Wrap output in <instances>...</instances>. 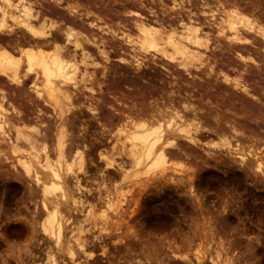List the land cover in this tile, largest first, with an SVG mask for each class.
<instances>
[{
	"label": "bare ground",
	"instance_id": "6f19581e",
	"mask_svg": "<svg viewBox=\"0 0 264 264\" xmlns=\"http://www.w3.org/2000/svg\"><path fill=\"white\" fill-rule=\"evenodd\" d=\"M62 1L50 0L46 5L39 1L40 3L37 2L39 10L34 12L31 0H11V7H8L4 0H0V8L4 9V11H0V23L7 25L6 32L0 34L3 36V39H0V48L7 47L12 56L21 58L19 67L14 71H9L7 75L4 74V69H0V146L5 144L10 154L15 157V163L20 167L24 177L31 179L40 190V206L45 212V216L39 230L43 238L45 237L46 241L51 242V244L48 243L51 246H48L47 252L44 251L46 262L43 264H58L56 261L57 252H64L65 258L68 259L66 260L71 264L80 263L81 255H85L87 259L92 258V252L88 251L89 244L75 234L73 230L75 227L71 226L68 238L65 233L67 217L72 215L73 211H83L81 210L84 206L83 192L79 179L76 176V180L69 184V178H67L76 171V166L78 168L81 166L83 156L82 150L76 148L71 158H67L64 143L61 149V135H58L57 138L54 157L50 155L46 145H43L41 152L36 150L30 138L27 137L28 134L26 135L24 131L25 127L23 129L18 126L23 123L24 119L25 113L22 106L23 104L25 107L36 106L43 103L56 113L60 112L62 117L66 115L67 109L70 108L67 107L66 102L73 101V92L79 87L77 76L80 75L78 80L92 78L89 72H80L81 64L87 66V60L93 61L96 59L95 57H99L98 60L101 58L106 63L109 60V64L101 65V71L109 72L108 77L112 80L110 82V79L107 80V85H104L106 93L112 95V93L118 92L122 95L121 97L130 100L131 103L134 101L133 104H136L130 108L131 110H127L128 112L121 108H109L108 106L110 109H108V113H97L95 106H92L94 109L89 107V113L94 116L101 114L100 119L111 130L109 131L112 133L111 137L119 141L122 149L127 151L133 165L132 168H144L145 172L156 168L165 170L170 164H168L169 156L175 158L180 152L187 156L191 153H188V149H191L190 146H201L206 152L226 150L235 157L232 159L239 165L245 167L249 163L250 165L246 166V169L264 177V172L258 171L260 165L264 163L263 158L253 149L246 150L248 152L245 154L239 141L243 139L251 141V137L247 136L249 131L244 133L247 130L244 131L243 127L247 126H243L242 120H254L257 117L254 115L259 113L256 106L260 102L259 95H256L254 85H251L245 76L248 74L249 67L259 65L253 54L263 51L260 48L261 45L258 46V44L264 45V33L261 32V29L264 28V20L259 18V15H255L253 10H250L253 4L249 11L246 6L242 5L244 0H224L223 2L214 0L212 7L215 8L211 7L206 12L202 10L204 15L200 16L204 18V21H199L192 16L194 14L191 12L190 6L188 4L185 6L183 1H180L172 3V14L170 12L172 19L169 20L168 25H165L163 18L156 19L158 17L152 18L151 16L153 20H149L139 10L127 9V11L125 9V11L121 9L123 12L120 11L131 14L129 15L131 18L128 20L132 23L129 24L127 19L121 18L122 16L117 18L115 15L114 18L117 21L115 20L116 22L113 24L112 17L109 24L101 22L99 19L106 17L110 20L108 16L110 13H105L106 15L103 13L104 17L102 18L89 17L88 12L92 11L80 13L78 5L73 0L72 3L63 6ZM132 1L139 8L143 6L141 0ZM125 5L124 8H126ZM120 6L122 8V5ZM25 9L28 10L29 15H25ZM148 11L151 12V9L148 8ZM233 12L236 13L235 16L232 15ZM24 24L37 30L44 26L51 35L33 36L23 26ZM52 24H55L56 27L52 28ZM209 26L216 32L214 36H211L207 30ZM128 27L136 31L134 36L130 34L131 30ZM119 29L125 31L119 33ZM99 32L108 34L107 38H103ZM77 44H79V48L76 47ZM122 44L130 49L122 48ZM105 45H108L107 49L115 52L117 56L123 54L126 57H119L118 63L113 65L114 62L110 63L109 51L105 50ZM25 49H30L34 53L32 72L28 71V58L23 56ZM225 53L227 54L226 60H223L222 57L225 56ZM156 60H160V62ZM145 68L147 71L144 70ZM227 68L234 74L223 72ZM116 76H119L117 78L119 81L115 80ZM218 77L222 82L217 89L222 87L221 91H217L215 88ZM14 78H18L19 83H16ZM127 82L132 84H125ZM25 83L27 88H24ZM12 85H15L12 88L14 90L11 89ZM4 88H10V91L8 92ZM29 93L30 97L27 95ZM5 94L14 98L15 101L17 99L21 106L15 105L14 107L11 104L10 109L6 108L3 102ZM237 94H241L242 97ZM112 97L115 100L119 99L115 95ZM77 98L74 97V99ZM106 99L108 102V98ZM92 100L90 99V101ZM95 100L92 101L93 104ZM98 103L97 107H99ZM141 122L146 123L147 128L141 129L136 126ZM158 124L165 125V128L161 138L154 143L153 129ZM168 124H172V127L168 128ZM6 128L7 130H5ZM104 128L106 129V127ZM254 129H256L255 127L253 131H257ZM250 133L254 134L252 130ZM208 134L214 137L202 142L200 137ZM260 136L255 135V137ZM225 141L231 147L225 146ZM24 142H28L31 146L24 148L22 146ZM213 145H219V147H213ZM77 153H80V156H77ZM73 161H75L74 165ZM109 162L112 163L110 157H108L106 166ZM69 165H73V173H68ZM57 175L60 176L59 180L56 179ZM36 177H39V180ZM53 185L63 191L56 192ZM65 196L69 201L65 199ZM103 197L105 198H102L103 201L109 208V203H111L109 194ZM100 212L102 213V211ZM62 213H67L68 216H63ZM64 217H66L65 220ZM100 230L102 228H99ZM93 238L96 243L99 241V236L95 235ZM69 252L74 253L75 256L73 257ZM146 254L144 255L147 258L144 255L142 257L155 264V258L151 259ZM135 256L136 261L133 264L147 262L142 263L141 260L144 258L140 260ZM195 260H197L195 264H203L201 258L197 257ZM65 263L67 264V262Z\"/></svg>",
	"mask_w": 264,
	"mask_h": 264
},
{
	"label": "rangeland",
	"instance_id": "374dc122",
	"mask_svg": "<svg viewBox=\"0 0 264 264\" xmlns=\"http://www.w3.org/2000/svg\"><path fill=\"white\" fill-rule=\"evenodd\" d=\"M31 1H33L34 12L39 10L37 2L40 1L43 5L50 2V0ZM71 1L63 0L62 6L72 3ZM73 1L78 5V12L92 11L88 12L89 17L102 18L103 13H110L108 14L110 20L106 17L99 19L109 24L112 17L113 24L117 21L114 18L115 15L117 18L122 16L121 18L125 20L130 19L131 14L121 13L122 10L127 9L139 10L149 20H153L154 17L163 18L165 25H168L169 20L172 19L170 18L172 16L170 12L173 10L171 9L172 3L180 1H183L185 6L187 4L190 6L195 20L204 21L200 15H204V11L214 6V0H141L143 4L141 8L137 7L132 0ZM123 4H126V8ZM251 4H253V9ZM242 5L246 6L247 10L251 8L250 10H253L255 15H259L258 17L264 20V0H244ZM102 8L104 10L101 11ZM128 23L132 22L128 20ZM210 27L207 30L211 36H214L216 32ZM128 28L131 30V27ZM121 31L125 30H118L119 33ZM135 33L136 31L132 29L130 34ZM99 35L103 38L108 36L106 33ZM115 42L118 43V41ZM260 45L263 51L253 54L259 65L249 67L248 74L245 73L248 82L254 85V92L256 90V95H259L261 103L256 104L259 113L254 115L257 116L254 120L243 119V122L241 121L243 126L256 125L254 130L257 131H253L254 127H243L244 131L247 130L244 133L249 131L247 136L251 137V141H244V139L239 141L245 154L248 152L246 150H256L264 162V45L258 44ZM105 46L106 50L108 45ZM121 46L124 49L127 47L123 44ZM108 54L110 63L114 62L113 65L118 63L119 57H126L123 54L117 56L111 51ZM224 55L222 59L226 60L227 54ZM114 57L116 60L111 59ZM95 58L96 61L87 60V66L81 64L80 72L87 71L86 73L89 72L92 78L78 80L80 75L77 76L79 87L73 92V101L66 102L67 107H70L66 115L62 117L60 112L56 113L43 103L28 107L23 104L25 117L23 116V123L18 125L23 129L25 127L24 131L36 150L41 152L43 145H46L52 157L56 152L58 135H63L67 158H71L76 148L82 150L84 172H79L76 166L73 176L67 178H69V184L76 180V176L79 179L83 192L84 206L81 208L83 211H73L74 213L69 216L67 213H62V215L68 216L65 226L66 238L70 235L71 228L75 227L73 229L75 234L89 244L88 251L92 252V258L87 259L85 255H81L80 263L75 264H113V262L114 264H119V262L120 264H133L136 261L135 255V258L141 260L144 257L147 258L144 255L146 253L151 259L155 258L157 264H195L197 257L204 261H202L203 264H264V177L246 169L249 163L245 167L239 165L232 159L235 157L226 150L206 152L201 146H190L189 156L183 155L182 152L175 158L169 156L168 164H170L165 170L156 168L145 172L144 168H132L133 165L127 151L122 149L119 141L111 137L112 133L109 132L111 130L100 119L101 114H96L95 116L99 118L95 119L94 114L89 113V107L94 109L95 106L97 113H108L110 107L121 108L128 112L127 110H131L130 108L136 104H133L134 101L131 103L130 100L121 97L122 95L118 92L112 95L106 93L105 86L110 77H108L109 72L101 71V65L109 64V60L106 63L101 58L98 60L99 57ZM146 69L144 70L147 71ZM227 70L228 68L223 72L234 74L230 69V71ZM118 77L116 76V81H119ZM218 78L215 88L221 91L222 87L221 90L217 89L222 82ZM89 86L90 91H88ZM14 87L15 85H12L11 89ZM24 88H27L26 83ZM5 90L9 92L10 88ZM27 95L30 97V93ZM114 95L119 97L118 101L113 99ZM4 96L5 101L3 102L6 108L10 109L11 104L14 107L15 105L21 106L17 99L16 102L14 98L6 94ZM237 96L242 97L241 94ZM90 99L95 100L94 104ZM251 130L253 135L250 133ZM255 135L260 137H255ZM211 137L214 136L208 134L200 139L203 142ZM3 145L0 146V264H43L46 262L45 252L48 246H51V242L46 241L39 230L45 216L40 206V190L31 179L24 177L20 167L15 163V157L10 154L4 143ZM22 146L29 148L31 145L24 142ZM105 156L110 157L113 167L106 166L108 160L102 159ZM106 194L110 197L111 207L109 208L103 201L105 199L103 196ZM66 217L63 219L65 220ZM99 228L102 230L99 231ZM95 235L99 236L97 243L93 238ZM56 255L58 264H66L65 262L71 264L65 258L64 252H57ZM184 257H187V260ZM145 258L141 260L142 263L148 260ZM149 261L144 264H150Z\"/></svg>",
	"mask_w": 264,
	"mask_h": 264
},
{
	"label": "snow or ice",
	"instance_id": "6c2138e0",
	"mask_svg": "<svg viewBox=\"0 0 264 264\" xmlns=\"http://www.w3.org/2000/svg\"><path fill=\"white\" fill-rule=\"evenodd\" d=\"M4 2L8 5V7H11V0H4ZM0 11H4L3 8H0ZM25 15H29V12L27 9H25ZM233 16L236 15L235 12L232 13ZM247 19V18H245ZM250 23V22H249ZM25 28L28 29L29 32H31V34L33 36L36 37H46L48 35H51V33L48 32V29L45 28L44 26H41L39 30H37L36 28H33L31 26H29L28 24H24L23 25ZM52 28H55L56 25L52 24L51 25ZM234 27V26H233ZM7 30V25L0 23V34L5 33ZM196 31H199L198 29H196ZM261 32L264 33V28L261 29ZM0 39H3V36H0ZM77 48H79V44L76 45ZM59 46H58V51H59ZM23 56H26L28 58V71L32 72L33 71V67L31 66L34 62V53H32V51L30 49H25L23 51ZM21 64V58L19 57H15L12 56L9 52V50L7 49V47H3L0 48V69H4V74L7 75L9 71H14L16 68L19 67V65ZM16 83H19V79L18 78H14ZM138 128H147V124L146 123H138L136 125ZM168 128L172 127V124H168L167 125ZM165 125L163 124H158L154 129H153V133L155 135V140L153 141L154 143L156 141H158L161 138V135L164 131ZM33 131H36L35 129H33ZM225 146L227 147H231L230 144L227 143V141L224 142ZM213 147H219V145H213ZM63 148V135H61V149ZM77 156H80V153H77ZM102 159L104 160H108V157H102ZM241 159H244V157H241ZM75 164V161H73V165ZM73 165H69L67 171L68 173H73ZM109 168L113 167V164L111 162L108 163L107 165ZM84 167L83 164L81 163V166L79 167V172L83 173L84 172ZM258 171L260 172H264V163H262L258 169ZM37 180H39V177H36ZM57 180L60 179V176L57 175L56 177ZM53 188L55 189L56 192H61L63 191V189L56 187L55 185H53ZM47 192V189H46ZM65 199H68L67 196H65ZM101 215H103V213H101ZM45 231L47 232V228L45 229ZM53 235L55 236V233H53ZM59 243V242H58ZM70 255H72L73 257L75 256L74 253L69 252ZM185 260H187V257H184Z\"/></svg>",
	"mask_w": 264,
	"mask_h": 264
},
{
	"label": "flooded vegetation",
	"instance_id": "af4514ba",
	"mask_svg": "<svg viewBox=\"0 0 264 264\" xmlns=\"http://www.w3.org/2000/svg\"><path fill=\"white\" fill-rule=\"evenodd\" d=\"M112 60H116V58L114 57V58H111Z\"/></svg>",
	"mask_w": 264,
	"mask_h": 264
}]
</instances>
